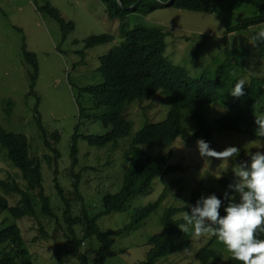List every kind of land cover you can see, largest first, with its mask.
I'll return each mask as SVG.
<instances>
[{
  "label": "rangeland",
  "instance_id": "1",
  "mask_svg": "<svg viewBox=\"0 0 264 264\" xmlns=\"http://www.w3.org/2000/svg\"><path fill=\"white\" fill-rule=\"evenodd\" d=\"M47 1L66 22H73V31L63 40L57 24L36 11L35 4H41L42 0H0V126L6 131L25 135L29 142L30 156H44L39 161L42 190L49 200L54 217L48 219L40 215L41 205L38 198L34 197L37 212L35 218L15 220L7 211H3L0 213V229L11 225L19 228L32 264H79L69 252L65 236L67 225L62 218L63 202L54 188L53 180H56L69 200V191H72L74 181L72 174H79L78 192L83 198V210L89 218L95 217L103 211V196L114 194L121 187L122 176L129 163L124 153L131 138L144 123L164 120L169 104L166 96L161 93L132 102L124 112L125 119L131 123V132L118 141L116 149L88 145L84 136L104 135L108 129L103 127L100 120L79 118V108L86 109L88 115L106 113L108 109L93 110L90 96L80 94L79 89L102 81L97 71L99 58L117 45L118 23L108 19L99 0ZM150 1L156 5L160 3L158 0ZM143 10L145 6L127 16L126 28H160L166 35L164 58L171 65L184 70L189 77L197 79L203 76L215 84L218 92L229 93L240 79L245 80L244 88L252 78L264 79V60L258 56V50L251 40V34L264 28V23L248 31L229 33L223 39L226 30L257 15L254 5L241 0H215L211 9L205 13L164 5L148 13H143ZM100 34L112 35L114 41L84 50V40ZM22 46L27 52L35 54L38 63V76L32 95H28V73L31 69L23 60ZM225 51H228L232 61L227 65L225 73L219 74L218 67L225 60ZM81 52H84V56ZM9 102L12 103L10 117L5 112ZM207 107L201 109L211 132L210 140L206 142L216 151L235 146L240 150L239 155L228 161L202 159L198 153L197 140L187 146L182 138H177L169 145L141 146L146 155L153 157L164 155L171 149L172 155L167 166L178 164L181 170L159 174L153 179L148 192L132 197L121 212L97 218V226L102 231L120 229L130 222L137 209L163 195L161 203L145 221L126 234L112 238V248L105 264H138L149 249L150 237L161 231V218L166 208L184 205L196 190L204 197L209 195L210 190L222 193L216 180L227 178L233 182V169L245 161L243 157L248 156L249 152L264 151L263 142L246 134L214 128L213 121L227 111L226 104ZM35 109L45 132H57L59 135L58 142L52 146L57 150L58 158L51 160L50 167L46 156H51L52 150L45 147L39 137L34 121ZM256 115H264V96L258 103ZM181 123L184 128L183 137L188 139L196 131L197 124L186 113L181 114ZM77 125V161L73 165L70 145ZM19 174L0 150V180L11 178L24 188L25 182ZM0 196L7 200L10 207L17 205L18 196L6 195L2 190ZM79 213L80 205L77 203L72 207L71 216L74 218ZM183 214L177 217L183 218ZM72 230L77 239L82 238L80 253L86 257L88 264H92L99 248L98 241L89 234L82 237V222L75 224ZM41 231L47 236L41 235ZM188 234L190 246L187 251L160 258L156 264H199L196 253L212 237L214 241L211 247L222 255V261L231 257L225 246L210 233L201 237L191 232Z\"/></svg>",
  "mask_w": 264,
  "mask_h": 264
},
{
  "label": "trees",
  "instance_id": "2",
  "mask_svg": "<svg viewBox=\"0 0 264 264\" xmlns=\"http://www.w3.org/2000/svg\"><path fill=\"white\" fill-rule=\"evenodd\" d=\"M99 1L103 4L108 19L118 23L119 41L107 54L99 58L100 64L97 71L102 81L94 86L79 89L80 94L86 93L90 96L93 110L108 109L106 113L88 115L86 109L79 108V118L100 120L103 127L108 129L104 135L84 136L83 139L87 141L88 145L96 148L116 149L118 141L129 136L131 132V123L124 117L126 107L134 101H142L156 93L166 96L169 110L164 120L157 123H144L131 138L124 153L129 163L122 176L121 187L116 193L103 196V211L95 217L89 218L86 211L83 210V198L78 192L79 174H72L74 181L72 191H69V200L65 197L63 189L58 186L56 180H53L54 188L63 202L62 218L67 225L65 236L69 243V252L78 260L79 264H88V262L79 251L82 238H76L72 230L75 224L82 222V237L87 234L92 235L99 243L92 264H105L112 248V238L126 234L145 221L161 203L163 195H160L154 202L137 209L130 222L120 229L102 231L97 226V218L101 215L121 212L132 197L147 193L153 179L159 174L165 175L181 170V166L178 164L167 166V161L172 155L171 149L164 155L153 157L146 155L141 146L169 145L177 138H182L187 146L198 139L210 140L211 132L201 109L213 104L227 105V111L213 121L216 130L246 134L264 143V137L255 134L256 125L254 123L258 103L264 96V79L252 78L249 85L244 88L245 95L239 98L233 97L228 91L218 92L213 82L207 81L203 76L197 79L191 78L184 70L171 65L164 58L166 35L160 28L138 26L128 30L125 26L127 16L139 11V8L143 6H145L143 13H148L162 5L179 10L205 13L211 9L215 0H172L170 5H165L169 0H158L160 2L158 5L150 0H120L119 5L117 0ZM241 1L254 5L258 13L226 30L223 39L229 33L248 31L250 28L264 23V0ZM35 5L38 13L51 18L57 24L62 40L73 31V22H66L49 1L42 0L41 4ZM253 35L255 34H251V40ZM113 41L114 37L109 34L90 36L84 40V50ZM256 48L258 56L264 60V42L258 43ZM224 53L225 60L218 67L219 74L225 73L227 65L232 61L228 51ZM81 55L84 56V52H81ZM22 57L31 69L28 73V95H32L38 76L37 59L34 53L27 52L23 46ZM9 103L5 111L8 117L11 115L12 107V103ZM35 112L34 121L37 124L39 137L44 146L52 150L51 156H46L50 167L51 160L58 158V152L52 146L58 142L59 135L57 132L46 133L36 109ZM182 113H186L188 118L197 124L196 131L188 139L183 137ZM77 127L78 125L75 127L70 145V158L73 165L77 161ZM0 150L3 151L4 158L19 171L21 180L25 182L24 188H21L19 183L11 178L0 180V190L4 194H14L19 198L17 205L10 207L7 200L0 196V213L7 211L15 220L25 217L35 218L37 212L34 197H37L41 205L40 215L52 219L54 214L50 208L49 200L42 190L39 161L43 160L44 156L42 158L30 156L27 137L6 131L1 126ZM243 158L249 159L248 156ZM231 182L227 178H220L216 180V184L223 192L209 191V195L215 194L222 200V206L219 210L221 216L225 215L224 208L228 204V201L224 199V192ZM229 195H234V198L238 199V194L229 191ZM200 197L201 194L196 190L192 192L190 199L184 205L168 207L164 210L161 218L162 229L150 237L148 240L149 249L145 253L144 259L138 264H156L160 258L175 253H183L189 249L190 235L180 230L178 226L184 221L183 218L177 216L181 213L191 212L188 205H195ZM69 202H73V204L71 205ZM77 203L80 205V213L73 218L71 216L72 207ZM40 234L47 236L43 231ZM258 238L264 239V233L259 234ZM213 241L214 237L196 253L199 264H240L232 257L222 261V255L211 247ZM0 264H32L30 255L24 247L20 230L15 225L0 229Z\"/></svg>",
  "mask_w": 264,
  "mask_h": 264
},
{
  "label": "clouds",
  "instance_id": "3",
  "mask_svg": "<svg viewBox=\"0 0 264 264\" xmlns=\"http://www.w3.org/2000/svg\"><path fill=\"white\" fill-rule=\"evenodd\" d=\"M119 3L120 0H117ZM261 42H264V28L252 37L253 46ZM244 85L245 80H238L230 94L236 98L244 96ZM254 123L255 134L264 137V115L256 116ZM196 143L202 159L228 161L240 152L235 146L216 151L204 139H198ZM247 155L248 160L234 167L235 179L224 192V199L228 201L225 215H220L222 200L215 194L201 196L195 205H188L191 212L183 214L184 223L178 227L183 233L191 232L197 237L210 233L240 264H264V239L258 238L264 233V151L249 152ZM229 191L238 194V199L229 195Z\"/></svg>",
  "mask_w": 264,
  "mask_h": 264
},
{
  "label": "water",
  "instance_id": "4",
  "mask_svg": "<svg viewBox=\"0 0 264 264\" xmlns=\"http://www.w3.org/2000/svg\"><path fill=\"white\" fill-rule=\"evenodd\" d=\"M172 0H169L165 5H170Z\"/></svg>",
  "mask_w": 264,
  "mask_h": 264
}]
</instances>
